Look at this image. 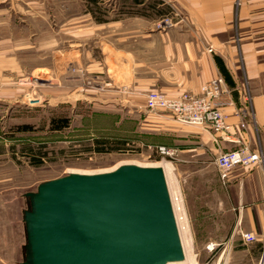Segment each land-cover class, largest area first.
<instances>
[{
  "label": "crops",
  "instance_id": "1",
  "mask_svg": "<svg viewBox=\"0 0 264 264\" xmlns=\"http://www.w3.org/2000/svg\"><path fill=\"white\" fill-rule=\"evenodd\" d=\"M12 9L24 16L18 36L5 29L3 16ZM165 16L174 24L158 28ZM38 23L53 33L60 26L73 37L69 46L74 47L64 49L63 58L79 68L73 77L63 73L62 88L52 83L48 93L52 103L56 97L74 101L73 112L80 119L74 130L94 124L95 139L114 144L137 138L149 147H172L183 169L210 159L219 172L215 159L220 152L240 142L264 148V0H0V76L28 69L21 54L34 50ZM87 70L96 83L94 96L87 95ZM218 75L225 78L222 106L232 125L225 139L209 127L147 109L151 90L200 93ZM88 96L93 110L85 115ZM244 107L249 110L242 115ZM170 164L164 163L167 168ZM223 184L208 211L200 198L184 200L191 238L183 239L181 230V239L189 246L191 264H264V166L236 167ZM173 186L176 195L179 188L183 191ZM242 231L257 238L247 241Z\"/></svg>",
  "mask_w": 264,
  "mask_h": 264
},
{
  "label": "rangeland",
  "instance_id": "2",
  "mask_svg": "<svg viewBox=\"0 0 264 264\" xmlns=\"http://www.w3.org/2000/svg\"><path fill=\"white\" fill-rule=\"evenodd\" d=\"M106 5L110 8V2ZM3 18L6 21L5 29L18 36L24 19L22 13L12 9ZM71 39L70 33L66 34L60 26H56L53 33L47 30L46 25L34 24V50L25 51L28 53L26 55L21 54V61L28 63V69L21 75L0 76V264H44L47 253L45 225L54 218L55 204L54 198L48 194L56 190V182L62 177L108 172L121 167V164L151 166L171 163L170 170L169 166L166 169L172 197L182 207L186 198L189 202L190 199L199 201L200 198L204 202L200 205L205 211L213 206L214 193L224 186L210 159L197 161L190 168L183 169V166L178 167L177 154L162 157L156 151L157 145L146 146L137 138L116 141L114 144L120 143L121 146L108 151L93 150L96 135L94 124L74 130L80 124V119L73 112L74 101L60 102L56 97L52 103L53 95L48 93L52 83L59 86V82L63 81V73H71L67 76L73 77L79 68L75 61L68 64L63 58L64 49L74 47L69 46L70 42L73 43ZM91 39L89 36L88 41ZM87 46L95 50L93 42H88ZM95 88L93 73L87 70V95L94 96ZM89 96L90 102L87 100L86 107L82 108L85 115L93 110L90 106L93 100ZM64 116L69 117L70 126L51 129L57 123H52V119ZM21 125H30L32 129L23 130ZM27 145L34 151L40 148L47 152L41 164L32 162L26 151ZM174 183L183 187V191L178 189L177 195L174 193ZM39 197L43 203L41 213L35 218V199L38 205ZM177 207L174 210L181 217L178 227L180 225V231L184 232L183 239L191 238L189 215L184 207L183 210ZM185 248L189 256V246Z\"/></svg>",
  "mask_w": 264,
  "mask_h": 264
},
{
  "label": "water",
  "instance_id": "3",
  "mask_svg": "<svg viewBox=\"0 0 264 264\" xmlns=\"http://www.w3.org/2000/svg\"><path fill=\"white\" fill-rule=\"evenodd\" d=\"M66 177L48 194L55 204L54 218L45 225L44 264H165L164 259L183 256L161 168L125 165ZM60 199L65 215L57 226Z\"/></svg>",
  "mask_w": 264,
  "mask_h": 264
},
{
  "label": "built area",
  "instance_id": "4",
  "mask_svg": "<svg viewBox=\"0 0 264 264\" xmlns=\"http://www.w3.org/2000/svg\"><path fill=\"white\" fill-rule=\"evenodd\" d=\"M173 21L165 16L158 22L159 28L172 26ZM225 78L222 75L212 78L201 86L200 93L183 91L175 95L167 94L163 90H151L146 95V106L151 112L165 111L183 123L199 125L211 128L214 133L227 138L231 133L232 125L228 123V114L222 106L223 86ZM247 99L249 95L246 94ZM248 108L244 107L242 115L248 114ZM156 151L162 157H173L176 149L166 145H157ZM219 170L220 179L226 183L230 172L236 167L264 166V148L252 146L250 143L240 144L230 150L220 152L215 159ZM242 237L247 241L257 238L253 232L242 231Z\"/></svg>",
  "mask_w": 264,
  "mask_h": 264
},
{
  "label": "bare ground",
  "instance_id": "5",
  "mask_svg": "<svg viewBox=\"0 0 264 264\" xmlns=\"http://www.w3.org/2000/svg\"><path fill=\"white\" fill-rule=\"evenodd\" d=\"M162 19V18H161ZM160 19V20H161ZM171 19V18H170ZM134 163V162H133ZM125 165H134V166H138V167H157V168H161L162 169V171H163V173H164V176H165V179H166V184H167V188H168V193H169V196H170V200H171V204H172V208H173V212H174V217H175V221H176V225H177V228H178V233H179V236H180V240H181V245H182V252H183V256L182 257H179V258H172V259H164L163 261H164V263L165 264H191V258H190V256H187L186 255V249H185V246H184V243H183V240L181 239V231H180V225H179V227H178V224H179V219L181 218V217H179V215L177 214V212H176V209L174 210V207H177V205L180 207V204H179V201L178 202H176L175 201V199H174V197H172V192L170 191V187H169V183H168V178H167V169H166V166L164 165V163H157V164H155V165H152L151 164V166H142V165H140V164H121L120 166L122 167V166H125ZM120 168V167H119ZM118 167H116V168H114L113 170H110V171H108V172H101V173H96V174H80V175H78V176H75V177H84V176H90V175H98V174H104V173H110V172H113V171H116L117 169H119ZM178 197V196H177ZM178 199H179V197H178ZM41 199L39 198L38 199V205L37 206H39L40 205V203H41V201H40ZM60 202L61 203H59L58 202V206H59V208H58V211H59V213H60V217L58 218V221H57V223H56V225L58 226L59 225V223L61 222V223H63L64 222V206H63V201L60 199ZM178 208V207H177ZM181 209V208H180ZM35 222H36V220H34ZM55 225V226H56ZM35 235V234H34ZM35 239H36V236H35ZM34 239V240H35ZM54 240H55V238H54V236H53V242H54ZM194 258V257H193ZM194 260V259H193ZM145 264H151V263H149V262H147V263H145Z\"/></svg>",
  "mask_w": 264,
  "mask_h": 264
},
{
  "label": "trees",
  "instance_id": "6",
  "mask_svg": "<svg viewBox=\"0 0 264 264\" xmlns=\"http://www.w3.org/2000/svg\"><path fill=\"white\" fill-rule=\"evenodd\" d=\"M222 73L224 74L226 79H228L229 73L227 72V70L224 67H222ZM55 121L57 123L55 125H53L51 127V129H61V128L69 125V119L67 117H63L60 119H55V118L52 119V123H55ZM20 128L23 130H31L32 129L30 125H21ZM94 143H95L94 148H92V149L97 151V152L108 151V150L115 148V146H116V145L112 144V142L109 139L98 138V139H95ZM26 151L28 153V156H30V159H32V162L36 165L41 164L45 160V158L47 157V152L41 151L40 148L38 150L34 151L31 146H26Z\"/></svg>",
  "mask_w": 264,
  "mask_h": 264
}]
</instances>
